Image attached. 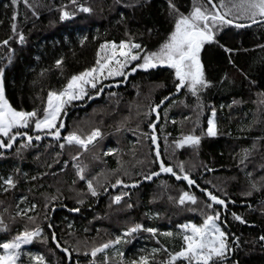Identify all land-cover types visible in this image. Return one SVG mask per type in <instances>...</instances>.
<instances>
[{
	"label": "trees",
	"instance_id": "trees-1",
	"mask_svg": "<svg viewBox=\"0 0 264 264\" xmlns=\"http://www.w3.org/2000/svg\"><path fill=\"white\" fill-rule=\"evenodd\" d=\"M212 1L219 6L220 0ZM172 2L185 15L194 2L210 7L206 0ZM77 3L93 11H79L71 0H18L16 5L0 0V67L5 96L17 110L35 109L42 117L48 93L63 90L71 76L98 67L97 59L104 62L111 44L139 43L143 51L134 50L143 56L158 51L174 30L175 13L170 15L168 0ZM61 9L75 15L61 20ZM215 41L201 50L210 84L195 96L187 87L176 90L174 70L168 67L132 72L142 62L136 60L124 70L130 71L126 77L99 83L89 88L86 99L64 108L59 138L31 132L30 142L22 136L11 148H0V219L6 225L0 230V243L39 228L41 234L27 248L44 256L45 264H68L64 248L72 254L71 264H105V257L106 264H131L142 254H147L148 264H166L169 254L183 246L187 229L182 226L202 225L216 210L230 251L226 259L211 264H264V241L259 239L264 236V24L246 29L224 25ZM101 45L107 47L102 50ZM57 60H62L60 67ZM154 107L157 114L151 111ZM213 111L217 135L208 136ZM93 129L101 135L86 148L64 140L70 132L87 138ZM190 134L200 137L198 146H176L174 141ZM253 145L242 164V150ZM161 161L181 178L160 172ZM77 166L92 180L96 196L77 175ZM151 172L159 175L145 179ZM185 174L195 183L189 185ZM8 176L15 186L5 191L3 178ZM117 179L123 183L116 184ZM250 181L261 185L260 191H252ZM201 189L225 200L226 207L213 203L212 209L207 208L211 201ZM248 191L252 194L246 195ZM183 192L194 194L197 202L179 204ZM122 193L127 195L115 203L113 198ZM74 208L79 211H71ZM136 224L157 232L141 229L126 235ZM169 232L171 236L165 235ZM117 238L120 243H110ZM105 243L109 247L92 257V249ZM23 261L35 264L30 256Z\"/></svg>",
	"mask_w": 264,
	"mask_h": 264
},
{
	"label": "snow or ice",
	"instance_id": "snow-or-ice-1",
	"mask_svg": "<svg viewBox=\"0 0 264 264\" xmlns=\"http://www.w3.org/2000/svg\"><path fill=\"white\" fill-rule=\"evenodd\" d=\"M17 2L18 0H11L13 5H16ZM25 3H27V0H25ZM71 3L75 5L79 11L85 13H91L93 11L90 6L78 4L77 0H71ZM207 4L210 5V7H202L194 2L192 10L185 15L179 11L172 0H168L170 15L175 13L174 30L170 33L167 40L160 45L158 51L144 52L143 56H141L140 51H143V49L139 43L121 41L119 45H116L115 43L111 44V55L107 56L103 63H101V60L98 58L96 61L98 67L85 69L78 75L71 76L63 90L59 92L50 91L48 93L47 106L43 109L42 117H38L37 110L35 109L32 111L17 110L9 103L5 96L4 68L0 67V135L8 137L7 142L0 140V148H11L12 143L17 136H26L27 140L30 142L32 137L21 131V129L29 128L30 123L34 124L35 130H47V134L59 138L60 129L64 127V124L61 119L59 126H57V120L61 117V112L64 106L70 104L74 100L83 99L87 94L85 91L86 86L96 88V84L99 83L101 77H126V73L123 69H125L132 61L142 60L141 63L132 67V72H135L137 68L147 70L150 68H156L158 65L167 66L168 68L173 69L175 80L177 81L175 84L177 91H179L181 87H187L192 95L195 96L198 91L208 87L210 81L205 77L204 65L202 64L200 57L203 46L206 43L217 42L215 41V33L224 25H234L236 28H244L251 26L252 24H264V0H230L229 3H225V0H220L219 6L214 4L212 0H207ZM74 15L75 12H68L61 9L60 19L64 20L66 18H71ZM15 19L16 16L13 15V20ZM237 20H246L248 21V24L235 22ZM12 30L15 33V24L12 25ZM18 37L19 41L23 43L25 39L23 34L19 33ZM9 39H11V37ZM2 43L7 45L8 40H4ZM220 46L224 47L223 45ZM106 47V45H101L102 50ZM117 49H119V51H117ZM133 49L140 51L134 52ZM224 50L226 52L232 51V49L228 48H225ZM118 57H122L123 59ZM9 62H11V59H9ZM61 64L62 60L56 61V67H60ZM110 65L112 66L110 67ZM106 69L107 74L105 75ZM41 75H43V73H41ZM102 90V88L98 89L97 94ZM165 99H167V97H165ZM162 102L163 101H161V103ZM156 107H159V105ZM151 111L155 112L156 108H152ZM213 116H215L214 111ZM158 118L159 117L157 116V119ZM149 127L155 130V125L149 124ZM13 129H16V131L13 132ZM100 135L101 133L99 129H93L87 138H82L77 133L70 132L64 137V140L69 144L75 142L86 148L88 144L92 143V141ZM207 135H217V126L212 119L208 120ZM40 138V135L35 137L36 140H39ZM151 140L153 144H156V135H151ZM174 143L177 147L183 145L198 146L200 143V137L190 134L184 136L181 140L174 141ZM60 147L63 148L64 145L61 144ZM254 148L255 145L250 149L242 150L243 155L240 161L242 164L248 159ZM159 156L160 153L157 151V159H159ZM159 168L160 172L171 173L173 176H176L177 179L181 178L173 171L171 166H165L163 161L160 162ZM180 170L181 172L184 171L182 164L180 165ZM17 171L19 170L17 169ZM84 171L85 169L83 167L77 166V175L81 180L86 181L87 188L91 195L96 196L98 194L97 190L94 187L92 180L85 177ZM157 175H159L158 172H151L145 177V179L150 180L153 176ZM249 176H251L250 173ZM33 179H35V177H33ZM183 179L186 180L189 185L195 183V181L190 179L187 174L183 176ZM3 183L4 185H7V188L4 189L5 191H7L8 188L15 186V181L11 176L3 178ZM73 183H75V181H73ZM115 183L121 184L123 182L120 179H117ZM127 186L128 185H125V187ZM113 187H115V185H113ZM250 187L252 191H260L261 185L250 181ZM201 191H203L207 195L208 200L211 201V203L206 204L207 208L212 209L213 203L226 207L225 200L220 199L207 189H201ZM252 191H248L245 194L251 195ZM122 195H127V193L115 196L113 201L119 203ZM52 199H55V197ZM186 201L195 204L197 202V197L194 194L183 192L179 196L178 203L183 205ZM80 202L82 203L83 201ZM128 206L131 207V205ZM71 211H79V209L74 208L71 209ZM219 216V211L214 210V214L208 215L202 225H183L182 227L187 229L191 234H184L182 236L183 246L179 251L169 254V259L166 261V264H176V261L180 258H183L187 264H211V262L214 261V258L219 261L226 259L230 248L227 242V233L216 224ZM233 217L241 223H246L241 216L236 215L235 213H233ZM141 229L152 233L153 235L157 232V229L155 228H144L143 225L136 224L128 230L126 235H130ZM0 230H6V225H4L2 219H0ZM40 234L41 230L39 228L33 231L25 230L24 232L17 234L13 239L0 243V249H3V253L0 254V264H24V261L21 260L23 254L21 250L22 245L30 244L33 238ZM165 235L171 236L172 233H165ZM259 239L264 241V236H261ZM53 240H55V234H53ZM110 243H120V238H117L116 241ZM56 246L60 247L59 243H57ZM108 247L109 244L105 243L99 248H93L91 256L95 257L98 252H101ZM63 251L68 252V249L64 248ZM156 251L158 250L153 249L154 253ZM28 255L35 264H45L44 256ZM85 255H87V253H85ZM119 255L123 256V253H119ZM106 261L107 257H105V264ZM92 264H94V261ZM131 264H148V258L141 257L139 261H132Z\"/></svg>",
	"mask_w": 264,
	"mask_h": 264
},
{
	"label": "rangeland",
	"instance_id": "rangeland-1",
	"mask_svg": "<svg viewBox=\"0 0 264 264\" xmlns=\"http://www.w3.org/2000/svg\"><path fill=\"white\" fill-rule=\"evenodd\" d=\"M110 49H111V47H110ZM117 51H119V49H117ZM133 51L135 52V50L133 49ZM111 52V51H110ZM111 55V53L109 54V56ZM118 58H120V59H123L122 57H118ZM134 61H132L127 67H129V66H131L132 65V63H133ZM114 63V62H113ZM112 65H110V67H111ZM126 67V68H127ZM125 68V69H126ZM125 69H123V71L125 70ZM107 74V69L105 70V75ZM128 74H130V71H128V72H126V76L128 75ZM119 77H121V76H110V77H107V78H103V77H101L100 78V81H99V83H102V82H104V81H106V80H109V79H113V78H119ZM99 83H97L96 84V86L99 84ZM108 85V84H107ZM89 88H92L91 86H86V88H85V91H86V95L83 97V99H81V100H74V101H72L71 103H73V102H77V101H83L84 99H86L87 98V96H88V90H89ZM68 105V104H67ZM67 105H65L64 106V108L67 106ZM46 106H47V103H46ZM64 108L62 109V112H61V117L60 118H58V120H57V126H59V123H60V120L62 119V114H63V112H64ZM215 112V111H214ZM209 119H212L213 121H214V123H215V116H213V112H212V114H211V116H210V118ZM62 121H63V124H64V120L62 119ZM61 129H63V128H61ZM61 129H60V131H61ZM14 131H16V129H13V132ZM21 131L22 132H25V133H27V135L29 136L30 134H31V132H33V133H35V134H37V133H46L47 132V130H35V128H34V124H31L30 123V126H29V128H26V129H21ZM54 131V130H53ZM0 137L2 138H8V137H4V136H2V135H0ZM20 137H22V136H17L16 137V139L17 138H20ZM1 138H0V140H1ZM15 139V140H16ZM94 141L95 140H93L92 141V143H94ZM165 173V172H164ZM21 212V211H20ZM216 224L221 228V225L218 223V220L216 221ZM189 225H191V224H189ZM183 228V227H182ZM185 229V228H184ZM222 229V228H221ZM186 234H191L188 230H187V233ZM28 245V244H27ZM27 245H22V256H21V260L23 261V259L24 258H26V257H29V255L28 254H31L32 256H35V255H40V254H38V253H36V252H32V251H30V250H28V248H27ZM141 252H143V250L142 249H139ZM3 253V249H0V254H2ZM141 257H147V254H142V255H140L139 256V259L137 260V261H139L140 260V258ZM148 258V257H147ZM215 259V258H214ZM178 260H183V258H180V259H178ZM184 261V260H183ZM186 262V261H185ZM24 264H27L25 261H24ZM186 264H187V262H186Z\"/></svg>",
	"mask_w": 264,
	"mask_h": 264
},
{
	"label": "water",
	"instance_id": "water-1",
	"mask_svg": "<svg viewBox=\"0 0 264 264\" xmlns=\"http://www.w3.org/2000/svg\"><path fill=\"white\" fill-rule=\"evenodd\" d=\"M206 1H207V0H206ZM212 2H213V1H212ZM213 3H214V2H213ZM214 4H215V3H214ZM245 24H248V23H245ZM258 25H261V24H252L251 26L244 27V28H239V29L251 28V27H254V26H258ZM229 26L234 27V25H229ZM235 28H236V27H235ZM161 68H167V66H160V65H158L156 68H150V69L158 70V69H161ZM142 70H144V69H142ZM144 71H146V70H144ZM155 113H156V114L158 113V108H156ZM127 187L133 189V187H130V186H127ZM63 253H64V254L67 256V258H68V264H71V254H70V252H65V251H63Z\"/></svg>",
	"mask_w": 264,
	"mask_h": 264
},
{
	"label": "bare ground",
	"instance_id": "bare-ground-1",
	"mask_svg": "<svg viewBox=\"0 0 264 264\" xmlns=\"http://www.w3.org/2000/svg\"><path fill=\"white\" fill-rule=\"evenodd\" d=\"M71 254V253H70ZM71 256H72V254H71ZM71 259H72V257H71Z\"/></svg>",
	"mask_w": 264,
	"mask_h": 264
}]
</instances>
